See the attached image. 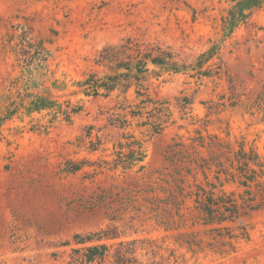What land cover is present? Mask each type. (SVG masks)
Instances as JSON below:
<instances>
[{"label":"rangeland","instance_id":"1","mask_svg":"<svg viewBox=\"0 0 264 264\" xmlns=\"http://www.w3.org/2000/svg\"><path fill=\"white\" fill-rule=\"evenodd\" d=\"M128 44L213 56L86 91ZM132 143L144 160L117 166ZM260 166L264 0H0V264H74L75 236L108 226L122 236L103 243L157 241L165 264H264ZM202 190L234 219L204 225Z\"/></svg>","mask_w":264,"mask_h":264},{"label":"trees","instance_id":"2","mask_svg":"<svg viewBox=\"0 0 264 264\" xmlns=\"http://www.w3.org/2000/svg\"><path fill=\"white\" fill-rule=\"evenodd\" d=\"M133 51V53H130ZM213 56V51L209 55L204 54L199 57L198 62L193 66H187L185 63L177 58V55L161 47H153L148 50H143L140 47L132 48L128 46L108 47L102 52V60L109 61L112 64L111 70L113 74L106 75L103 80H95L94 77L88 79L84 86L86 91L92 92L94 95H109L120 87L125 88L127 93L133 86L141 87V82L146 79L145 74L149 72L147 66L149 64L154 67L163 69L164 71L173 73H183L189 70H200L203 65L209 61ZM115 66V67H113ZM125 70V71H121ZM200 74V72L198 73ZM138 95L140 93L138 92ZM150 102V101H149ZM41 103V101H38ZM137 147V148H136ZM131 149L130 154H119L116 160V165L124 168H132L136 163L144 160V152L141 146L136 143L129 145ZM259 158H257V161ZM256 166H259L256 164ZM261 170H254L253 178L264 176V167L260 166ZM216 189V187H213ZM204 194H197L196 209L204 221V225L222 224L227 221H232L236 216L235 204L226 201L227 197H220L216 199L213 192H206ZM207 195V196H206ZM229 204V206L227 205ZM158 206L152 207L156 212ZM122 234L117 227L108 226L99 232L81 236H75V244L81 247L73 248L71 252V260L74 264H165L170 257L166 258L162 254L163 247L159 242L154 240H134V241H120L118 243L107 244L103 241L120 239ZM234 237H230L233 239ZM143 253V256L148 257L146 262L138 259V254Z\"/></svg>","mask_w":264,"mask_h":264}]
</instances>
